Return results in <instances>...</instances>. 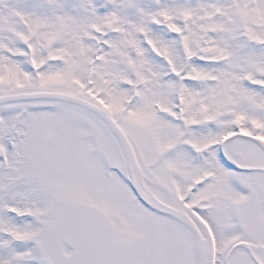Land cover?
Listing matches in <instances>:
<instances>
[{
    "label": "snow or ice",
    "instance_id": "6c2138e0",
    "mask_svg": "<svg viewBox=\"0 0 264 264\" xmlns=\"http://www.w3.org/2000/svg\"><path fill=\"white\" fill-rule=\"evenodd\" d=\"M0 264H264V0H0Z\"/></svg>",
    "mask_w": 264,
    "mask_h": 264
}]
</instances>
